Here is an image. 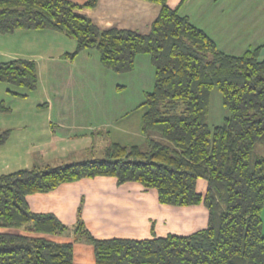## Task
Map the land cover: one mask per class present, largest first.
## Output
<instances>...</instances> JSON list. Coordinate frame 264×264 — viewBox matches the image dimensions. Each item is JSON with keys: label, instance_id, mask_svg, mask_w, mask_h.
<instances>
[{"label": "trees", "instance_id": "1", "mask_svg": "<svg viewBox=\"0 0 264 264\" xmlns=\"http://www.w3.org/2000/svg\"><path fill=\"white\" fill-rule=\"evenodd\" d=\"M148 1L161 9L144 34L99 28L83 12L97 0H0V33L50 29L76 44L64 57L96 49L104 67L126 73L148 54L154 68V87L143 102V146L113 142L103 157L0 174V264H73L72 242L42 235L64 233L68 226L52 213L33 212L27 196L96 176L138 182L156 189L162 204H203L209 214L208 225L189 235L98 239L80 211L76 230L94 245L96 264H264V154L254 152L264 144V56L260 47L242 55L223 52L179 6ZM0 82L35 91L36 61L0 62ZM214 88L228 116L211 127ZM9 137V129H0V146ZM200 179L208 183L204 194Z\"/></svg>", "mask_w": 264, "mask_h": 264}, {"label": "crops", "instance_id": "2", "mask_svg": "<svg viewBox=\"0 0 264 264\" xmlns=\"http://www.w3.org/2000/svg\"><path fill=\"white\" fill-rule=\"evenodd\" d=\"M71 1L83 4L87 0ZM168 4L172 7L179 6L180 13L188 16L193 24L202 28L223 52L242 55L249 49L260 47V56H264V0H168ZM160 9V5L148 0H97L94 7L85 8L83 12L101 29H129L147 34ZM44 30L52 31L49 34L59 39V34H54L58 33L57 31ZM40 31L39 34H45ZM63 35L67 39L68 36ZM69 39L68 44L66 42L63 44L68 48L70 46V49L54 55L48 54L46 60L40 58L35 51H27L24 54L12 52L10 55L13 59L36 61L39 86L41 68L46 67L52 80L50 87L60 97L57 104L61 113H55V117L50 114L47 118L55 129L54 142H57V139L94 135L96 124L93 123L92 116L105 109L104 100L96 94L94 97L91 96L92 98L66 95L69 86L82 82L78 78L79 73H88L92 70L90 68L92 65L95 69L100 65L103 67L98 51L94 52L93 49L83 50L74 58L64 57V54L73 52L76 48L74 40ZM139 57L141 56L137 57V65ZM149 62L151 63L150 59ZM104 71L107 72V69ZM140 72V77L145 78V73ZM84 87L81 84L80 88ZM51 103L55 105L54 102ZM128 109L124 112L123 110L113 112L112 116H116L113 121L117 124L124 120L122 114ZM107 123L99 124L102 126L100 128L106 129L116 125L111 122L112 126H104ZM119 130L121 131L120 127ZM127 130L129 129H123L119 137L128 135ZM102 132L103 130L98 131L99 134ZM144 137L147 138L146 135ZM114 142L129 145L123 140ZM13 143L25 148L28 140L17 139ZM72 161L62 160L60 163ZM207 187L206 180L198 181L199 192L204 194ZM27 201L33 212L52 213L68 226L64 233L42 235L56 242H72L73 264H96L94 245L84 234L76 230L80 211L81 221L98 239H144L168 234L189 235L205 228L209 219L208 211L203 204L192 206L162 204L158 200L156 189L146 188L135 181L119 184L112 176L86 177L64 182L51 191L29 194Z\"/></svg>", "mask_w": 264, "mask_h": 264}, {"label": "rangeland", "instance_id": "3", "mask_svg": "<svg viewBox=\"0 0 264 264\" xmlns=\"http://www.w3.org/2000/svg\"><path fill=\"white\" fill-rule=\"evenodd\" d=\"M39 31L19 29L12 33H0V62L13 59L10 56L12 52L24 54L27 51H35L40 58L46 60L48 54L54 55L70 49V46L68 48L63 44L64 42L68 44L69 37L65 39V36L57 31L58 33L54 34H59V39H55L49 34L52 31L41 30V33L45 32L43 35L39 34ZM93 51L97 50L93 49ZM139 56L141 57L138 59V65L136 64L134 70L130 72L116 73L104 66L100 65L95 69L92 65L90 67L92 70L88 73L78 74L79 77H77L82 82H76V85L72 84L73 86L67 88V96L81 95V97L92 98L91 96L94 97L96 94L104 100L105 109L92 116L93 123L96 124V129H94L96 133L91 136L57 139V142H54L55 129L47 118L50 114L55 117V113H61L58 111L57 104L60 97L50 87L52 80L49 78L46 67L41 68L40 86L38 84L35 91L0 82V103L6 107V110L0 111V129L10 130L8 141L0 146V174L27 167L57 165L62 160L80 161L103 157L105 149L116 140H123L129 145L143 146L146 142L141 128L145 110L143 102L146 93L154 87V68L149 62L150 55L141 54ZM103 69H107V72ZM140 71L145 73V78L140 77ZM81 84L85 86L82 89ZM10 90H17L27 95H16ZM127 108L129 109L122 114V118L125 119L116 124L113 121L116 116L113 117L112 113L122 110L124 112ZM226 116H228V109L223 104L222 94L214 88L210 95L209 125L214 127L222 124ZM103 122H114L116 125L106 129L100 128L102 126L99 124ZM110 123L104 126H112ZM123 129H129L126 131L128 135L119 137ZM99 130L103 132L99 134ZM17 139L28 140V145L23 148L13 143ZM254 152L264 154V144H258ZM262 219L264 232V209Z\"/></svg>", "mask_w": 264, "mask_h": 264}]
</instances>
